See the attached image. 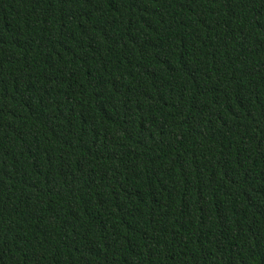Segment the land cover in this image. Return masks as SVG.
<instances>
[{
    "label": "trees",
    "instance_id": "1",
    "mask_svg": "<svg viewBox=\"0 0 264 264\" xmlns=\"http://www.w3.org/2000/svg\"><path fill=\"white\" fill-rule=\"evenodd\" d=\"M0 264H264V0H0Z\"/></svg>",
    "mask_w": 264,
    "mask_h": 264
}]
</instances>
